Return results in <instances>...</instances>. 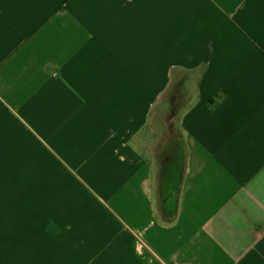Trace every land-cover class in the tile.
<instances>
[{"label": "crops", "instance_id": "1", "mask_svg": "<svg viewBox=\"0 0 264 264\" xmlns=\"http://www.w3.org/2000/svg\"><path fill=\"white\" fill-rule=\"evenodd\" d=\"M0 264H264V0H0Z\"/></svg>", "mask_w": 264, "mask_h": 264}, {"label": "water", "instance_id": "2", "mask_svg": "<svg viewBox=\"0 0 264 264\" xmlns=\"http://www.w3.org/2000/svg\"><path fill=\"white\" fill-rule=\"evenodd\" d=\"M179 3L186 5V0H177ZM193 3L191 6H194ZM186 73L192 72L193 69H185ZM179 79L176 76H171L170 82L165 90L159 96L160 104H164L168 100L174 109H162L161 119L166 122L165 132L170 135L172 130L181 125L188 111L196 106L194 96L195 80L188 83V88L184 92L175 89ZM174 101H177L176 104ZM161 120V121H162ZM175 148L179 151L177 163L167 164L164 161V154L167 150ZM155 157V175H154V204L158 215V222L161 225L172 224L176 221L179 208L180 197L184 180L188 172V149L186 143L170 141L166 143H156Z\"/></svg>", "mask_w": 264, "mask_h": 264}]
</instances>
